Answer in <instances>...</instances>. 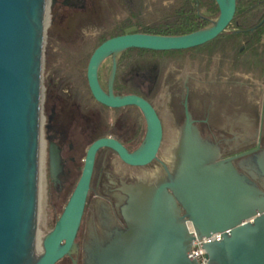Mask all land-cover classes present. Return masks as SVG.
I'll return each mask as SVG.
<instances>
[{"label":"water","instance_id":"obj_1","mask_svg":"<svg viewBox=\"0 0 264 264\" xmlns=\"http://www.w3.org/2000/svg\"><path fill=\"white\" fill-rule=\"evenodd\" d=\"M215 1L220 14L202 30L176 37L127 34L94 51L87 68L93 98L111 109L139 108L147 132L133 153L111 138L89 147L81 178L54 228L42 239L39 254L44 44L47 16L57 0H0V264H58L78 254L76 240L101 149L113 150L133 167L158 159L163 128L156 111L141 97L114 93L119 58L129 49L186 51L213 42L226 32L237 8V0ZM110 57L106 92L99 70ZM161 153L170 155V148ZM173 157L172 169L150 188L131 189L122 210L128 230L109 216V231L103 237L90 232L83 264H198L189 258L193 242L217 233L223 239L203 247L207 264H264V156L238 163V156L222 159L219 146L203 138L185 103ZM62 168L60 151L51 145L53 183ZM106 211L109 214L108 207Z\"/></svg>","mask_w":264,"mask_h":264},{"label":"flooded vegetation","instance_id":"obj_2","mask_svg":"<svg viewBox=\"0 0 264 264\" xmlns=\"http://www.w3.org/2000/svg\"><path fill=\"white\" fill-rule=\"evenodd\" d=\"M81 1L57 0L56 5L84 12L86 0L80 5ZM135 31V27L130 26L124 35L138 34ZM231 34L221 35L225 41L220 63L214 70L184 71L179 56L137 54L130 51L132 49L123 52L114 93L136 95L150 103L161 121L163 142L164 136L169 134L176 136L175 143H171L170 155H163L160 149L158 159L144 167L127 165L108 148L98 152L76 240L79 252L58 264H73L74 260L83 264V246L90 232L103 237L109 231V216L120 229L128 230L122 210L131 189L143 186L146 190L172 169L173 152L185 120V103L203 138L219 146L222 159L238 156L234 161L238 163L264 156V49L256 55L244 40L237 53L226 39ZM95 50L90 52L91 57ZM82 52L83 48L77 49L75 55L81 56ZM57 57L58 53H54L52 61L46 60L44 54L43 82L47 84V94L42 106V145L47 152V176L52 195L64 202L61 216L81 178L89 147L99 139L111 138L133 153L145 138L147 123L135 106L111 109L96 102L90 89L87 91L80 85L74 73L66 70L63 73L60 65L54 67ZM112 66L110 57L99 70V81L106 92ZM51 145L60 151L63 160L57 183L50 178Z\"/></svg>","mask_w":264,"mask_h":264},{"label":"rangeland","instance_id":"obj_3","mask_svg":"<svg viewBox=\"0 0 264 264\" xmlns=\"http://www.w3.org/2000/svg\"><path fill=\"white\" fill-rule=\"evenodd\" d=\"M178 1L86 0L84 2V12L77 9H65L55 4L47 16L44 44L46 60L52 61L54 53H58L57 65L54 67L60 65V70L63 73L66 70L68 73L73 74L75 67L71 59L77 49L86 46L92 47L100 37L111 33L114 29L127 24L129 21L134 24L154 25L171 14ZM85 12L87 13L85 14ZM231 31V29H227L224 35H228ZM224 41L225 37L216 42L215 52L211 56L206 54L204 50L183 51L181 59L184 71L194 72L199 68L205 69V71L214 70L220 63L219 59ZM221 66L223 68V64ZM232 74L234 75V73ZM43 85L44 95H46L45 87L47 84L43 82ZM171 143H173V136L166 134L161 152L171 148ZM41 166L37 223L38 248L41 247L42 239L54 228L64 206V202H59L52 195L47 176V152L44 147L42 148Z\"/></svg>","mask_w":264,"mask_h":264},{"label":"trees","instance_id":"obj_4","mask_svg":"<svg viewBox=\"0 0 264 264\" xmlns=\"http://www.w3.org/2000/svg\"><path fill=\"white\" fill-rule=\"evenodd\" d=\"M219 14V7L215 0H179L171 14L154 25L134 24L132 21H129L127 24L114 29L111 33L100 37L92 47H84V52H82L81 56L73 55L71 62H73L75 67L74 74L76 79L80 85H83L89 91L86 74L91 57L90 52L97 49L105 41L126 34V30L130 26L135 27L136 31L134 33L167 37L184 36L208 27L210 21L217 19ZM263 21L264 0H237L236 13L232 23L228 27V29L232 30V34L226 37L237 53H239V49L242 47V41L247 40L249 49L253 50L256 55L261 54L260 49H264ZM219 38L222 39L224 37L220 36ZM219 38L204 46L191 49V51L204 50L206 54L211 56L215 52V45ZM130 51L137 54H165L179 56L180 58L183 54V51L152 52L138 49Z\"/></svg>","mask_w":264,"mask_h":264},{"label":"built area","instance_id":"obj_5","mask_svg":"<svg viewBox=\"0 0 264 264\" xmlns=\"http://www.w3.org/2000/svg\"><path fill=\"white\" fill-rule=\"evenodd\" d=\"M190 231L194 233L193 228L191 226H190ZM222 239L223 237L221 233H217L216 235H213L209 238L204 237L201 241L196 238L192 244L191 254H189V258L191 260L196 259L198 264H207L208 259L206 257V252L203 248L204 245L210 242H219Z\"/></svg>","mask_w":264,"mask_h":264},{"label":"bare ground","instance_id":"obj_6","mask_svg":"<svg viewBox=\"0 0 264 264\" xmlns=\"http://www.w3.org/2000/svg\"><path fill=\"white\" fill-rule=\"evenodd\" d=\"M41 159H42V155H41ZM42 167V166H41ZM40 185V184H39ZM39 189H40V187H39ZM38 249V253L40 254L41 252H42V248L40 247V248H37Z\"/></svg>","mask_w":264,"mask_h":264}]
</instances>
